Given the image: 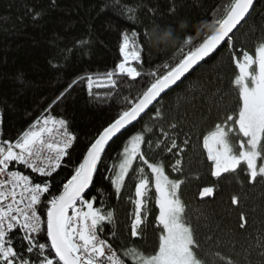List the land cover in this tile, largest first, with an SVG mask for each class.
I'll return each mask as SVG.
<instances>
[{"label":"trees","instance_id":"obj_1","mask_svg":"<svg viewBox=\"0 0 264 264\" xmlns=\"http://www.w3.org/2000/svg\"><path fill=\"white\" fill-rule=\"evenodd\" d=\"M228 3L229 0H0L2 138L14 141L43 115L66 119L77 141L69 149L71 156L66 158L65 165L50 178L52 191L58 192L90 141L117 117L121 108L127 107L123 98L140 94L151 81L147 73L157 65L174 62L172 57L179 41L175 46L162 42L159 49L153 43L150 57L147 51L143 54L139 83L125 80L119 91L113 93L110 87L103 86L106 82L102 74L123 60L122 33L137 31L155 20L160 25H172L177 37L183 38L185 33L193 35L198 43L203 35L211 33L202 21H210L213 13L222 15ZM129 8L136 10L131 18ZM262 37L264 0H257L251 19L236 33V44L251 53ZM81 40L89 43L82 46ZM202 64L163 94L164 99L158 105L163 119L143 117V124L154 129V134H148L154 145L158 139L164 140L161 132L164 129L185 150L177 157L154 147L148 155L150 159H163L167 165L179 157L185 162L186 175L183 179L179 177L184 181L180 197L208 264H226L227 258L234 264H264V249L258 246L264 238V180L258 178L255 184L250 183L238 169L221 177L219 191L212 199L197 198L199 189L210 181L211 168L202 153L203 136L223 119L226 111L238 107L234 85L238 69L227 50L213 54ZM87 75L94 79L101 77L100 83L93 85L92 95L82 79ZM171 123L178 127L172 129ZM130 130L138 131L140 125L130 126ZM128 134L126 130L119 139L110 142L105 157L108 169ZM185 139L189 141L187 145L183 144ZM107 175L106 168L100 167L94 188L89 190L96 198L94 207L114 212V220L106 225L104 236L117 247L135 246L144 253L150 252L158 243L151 220L143 238H132L129 234L134 211L130 199L134 197L133 182L126 181L117 198L105 178ZM234 197L237 203H233Z\"/></svg>","mask_w":264,"mask_h":264},{"label":"snow or ice","instance_id":"obj_2","mask_svg":"<svg viewBox=\"0 0 264 264\" xmlns=\"http://www.w3.org/2000/svg\"><path fill=\"white\" fill-rule=\"evenodd\" d=\"M256 3L257 0H229L222 15L213 13L210 21H202L211 33L203 35L198 43L193 35L185 33L183 38L177 37L172 25H160L155 20L137 31L123 32L120 45L123 60L102 74L106 82L103 86L110 87L113 93L119 91L125 80L139 83L143 54L147 51L150 57L153 43L159 49L162 42L175 46L179 41L172 57L174 62L157 65L147 73L151 81L140 94L123 98L127 107L121 108L117 117L90 141L58 192L52 191L50 178L65 165L66 158L71 156L69 149L77 141L68 121L43 115L14 141L2 138L0 132V264H208L180 197L184 181L170 178L164 160L150 159L148 155L155 147L178 157L184 148L176 139H170L164 129H161L164 140L158 139L154 145L148 135L154 134V129L143 124V117L163 119L158 106L163 94L197 65L203 66L207 58L227 50L238 69L234 79L238 107L226 111L223 119L203 136V148L213 176L219 178L239 169L253 184L258 178L264 180V37L251 53L236 44V33L251 19ZM127 11L131 18L136 10ZM171 11L174 13L175 8ZM88 43L80 41L82 46ZM82 79L90 95L93 85L101 81V77L94 79L92 75ZM137 124L140 130L131 131L130 126ZM170 127L175 129L178 125L171 123ZM126 130L129 134L108 169L106 149ZM188 143V139L183 141L184 145ZM100 167L106 168L105 178L117 198L126 181L134 184L130 237L143 238L149 214L147 205L155 197L159 208L155 226L160 234L153 253L145 254L135 246L117 247L104 236L106 225L114 220V212L94 207L96 198L89 192L94 188ZM171 167L173 172L181 171V159L177 158ZM213 192L212 187H204L201 196H211ZM237 202L234 197L233 203ZM111 235L115 237V232ZM258 246L264 249V238ZM226 264L234 261L227 258Z\"/></svg>","mask_w":264,"mask_h":264},{"label":"flooded vegetation","instance_id":"obj_3","mask_svg":"<svg viewBox=\"0 0 264 264\" xmlns=\"http://www.w3.org/2000/svg\"><path fill=\"white\" fill-rule=\"evenodd\" d=\"M185 150V149H184ZM202 153H203V155H204V158H205V161L207 162V164L209 165V167H210V165H211V162L210 161H208L207 160V151H206V149H204L203 148V139H202ZM172 164H174V159H173V163H170L169 165H167L166 164V171H167V173L169 174V176H170V178H173L174 179V177H176L175 175L176 174H178V173H175V172H173L172 171V167H171V165ZM135 167V166H134ZM211 168V167H210ZM184 169H185V162L182 160V168H181V171H179V173L180 174H182L183 172H184ZM228 173H225V174H223L222 176H225V175H227ZM209 175H210V181H209V184H205L204 186H202V187H210V186H214L215 187V192H218L219 191V184H220V179H221V177H219V178H217V177H215V176H213L212 174H211V169H210V173H209ZM251 183V182H250ZM154 199H153V201L149 204L148 203V205H147V208H148V210H149V214H148V216H147V218H146V220H145V224H144V229L150 224V220H151V223H152V226L157 230V237H159V234H160V230H159V228H157L156 226H155V217L156 216H158V214H159V208H158V206L155 204V197H153ZM198 200H199V192H198ZM159 242V241H158ZM157 247H158V243H156V248H155V246H154V248L150 251V252H147V253H145V254H150V253H153L154 251H155V249L157 250Z\"/></svg>","mask_w":264,"mask_h":264},{"label":"water","instance_id":"obj_4","mask_svg":"<svg viewBox=\"0 0 264 264\" xmlns=\"http://www.w3.org/2000/svg\"><path fill=\"white\" fill-rule=\"evenodd\" d=\"M198 66V65H197ZM196 66V67H197ZM188 75V74H187ZM179 83V82H178ZM174 87V86H173ZM170 90V89H169ZM210 187H212L213 189H214V192H213V195H211V196H201V193H202V191H203V188L204 187H202L201 189H200V191H199V200H206V199H212L213 197H214V195H215V187L214 186H210Z\"/></svg>","mask_w":264,"mask_h":264},{"label":"rangeland","instance_id":"obj_5","mask_svg":"<svg viewBox=\"0 0 264 264\" xmlns=\"http://www.w3.org/2000/svg\"><path fill=\"white\" fill-rule=\"evenodd\" d=\"M182 148H184V146H181ZM185 149V148H184ZM180 159H181V157H179ZM183 159H181V161H182ZM174 163H175V160H174ZM243 167V166H242ZM175 173H178V174H176L175 176L176 177H174V178H182L183 179V177H184V175H186V172H183L182 174H180L179 172H175ZM202 188V187H201ZM200 188V189H201ZM200 189H199V191H200ZM153 199L154 198H152V200L149 202V204L153 201ZM155 248H156V246H155ZM156 250V249H155Z\"/></svg>","mask_w":264,"mask_h":264}]
</instances>
